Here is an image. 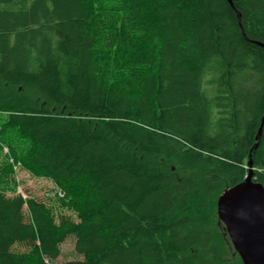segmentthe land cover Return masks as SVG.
Listing matches in <instances>:
<instances>
[{
  "label": "trees",
  "instance_id": "16d2710c",
  "mask_svg": "<svg viewBox=\"0 0 264 264\" xmlns=\"http://www.w3.org/2000/svg\"><path fill=\"white\" fill-rule=\"evenodd\" d=\"M249 160L264 186V0H0V264H243Z\"/></svg>",
  "mask_w": 264,
  "mask_h": 264
},
{
  "label": "water",
  "instance_id": "95a60500",
  "mask_svg": "<svg viewBox=\"0 0 264 264\" xmlns=\"http://www.w3.org/2000/svg\"><path fill=\"white\" fill-rule=\"evenodd\" d=\"M248 165L244 180L218 196L217 213L242 263L264 264V186L252 180Z\"/></svg>",
  "mask_w": 264,
  "mask_h": 264
},
{
  "label": "rangeland",
  "instance_id": "374dc122",
  "mask_svg": "<svg viewBox=\"0 0 264 264\" xmlns=\"http://www.w3.org/2000/svg\"><path fill=\"white\" fill-rule=\"evenodd\" d=\"M13 178L18 183L16 186V193H21L24 196L26 195H34L37 198H40L46 202H49L48 198H53L55 195V191L57 190V186L55 183L49 178L43 177H35L31 175L26 170L20 168L18 166L15 170ZM7 193H11V191L7 190ZM55 213L65 214L70 216V212L55 208ZM59 215V214H58ZM72 217H75L74 214H71ZM61 255L58 258V262H62L64 260L76 259L79 256L76 255L74 251V237L69 236L60 246Z\"/></svg>",
  "mask_w": 264,
  "mask_h": 264
}]
</instances>
